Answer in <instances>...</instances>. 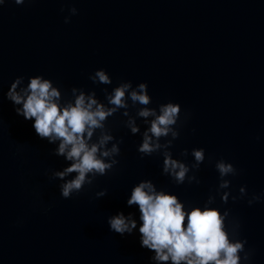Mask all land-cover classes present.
I'll use <instances>...</instances> for the list:
<instances>
[{"label":"water","instance_id":"95a60500","mask_svg":"<svg viewBox=\"0 0 264 264\" xmlns=\"http://www.w3.org/2000/svg\"><path fill=\"white\" fill-rule=\"evenodd\" d=\"M72 5L79 12L66 23ZM99 67L107 68L113 84L89 78ZM38 73L69 94L76 85L95 88L104 99L103 89L121 79L134 85L146 80L150 106L179 101L191 115L170 147L189 162L191 148H206L208 158L197 171L200 183L175 184L162 172L161 155L141 157V135L124 125L121 110L108 120L114 134L124 137L120 163L79 195L64 198L59 178L50 172L67 162L5 96L17 75L27 80ZM220 157L239 169L231 177L234 194L242 184L249 195L264 192V0H6L0 5V264H152L138 235L110 231L108 215L131 210L127 195L142 178L203 202L218 186ZM102 188L107 195L96 197ZM220 206L241 221V234L253 249L251 264H264V200L249 204L247 196L230 198Z\"/></svg>","mask_w":264,"mask_h":264},{"label":"clouds","instance_id":"9594fccd","mask_svg":"<svg viewBox=\"0 0 264 264\" xmlns=\"http://www.w3.org/2000/svg\"><path fill=\"white\" fill-rule=\"evenodd\" d=\"M5 2L0 0V5ZM15 2L25 4L26 0ZM78 12L72 5L65 22ZM89 78L97 84H113L105 67L95 69ZM103 92L101 99L95 88L73 85L69 94L51 77L38 73L27 80L25 75H17L5 93L15 112L31 121L40 139L55 145L52 152L67 162L50 172L52 178H59L64 198L79 195L85 185H93L98 176L114 171L120 163L124 137L114 134L108 120L121 110L127 117L124 125L131 133L141 135L137 145L141 157L161 155L162 172L175 184L200 183L197 171L208 158L206 148H191L194 159L189 162L175 156L170 147L180 136L190 111L171 99L158 107L150 106L153 97L146 80L134 85L130 79H121ZM138 118L143 119L138 122ZM141 124L146 126L143 130ZM188 155L189 149H183L182 156ZM215 168L219 172L218 186L203 202L183 199L152 178L140 179L127 195L126 204L131 210L120 208L108 215L110 231L121 236L138 235L141 247L151 252L152 264H251L253 249L247 247L248 238L241 234V221L220 203L247 196L248 203L253 204L264 200V192L249 195L247 185L242 184L239 193L234 194L231 177L238 175L239 169L224 157L215 160ZM107 193L108 189L102 188L95 195L104 197Z\"/></svg>","mask_w":264,"mask_h":264}]
</instances>
